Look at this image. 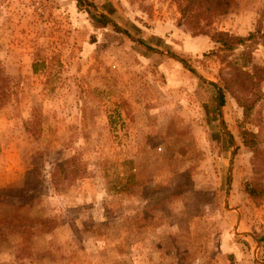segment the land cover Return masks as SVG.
I'll return each instance as SVG.
<instances>
[{
	"label": "rangeland",
	"instance_id": "374dc122",
	"mask_svg": "<svg viewBox=\"0 0 264 264\" xmlns=\"http://www.w3.org/2000/svg\"><path fill=\"white\" fill-rule=\"evenodd\" d=\"M212 27L264 30V0H232ZM248 47L264 65V43L221 50L175 0H0V264L263 258L239 125L264 181V81L221 80Z\"/></svg>",
	"mask_w": 264,
	"mask_h": 264
},
{
	"label": "trees",
	"instance_id": "16d2710c",
	"mask_svg": "<svg viewBox=\"0 0 264 264\" xmlns=\"http://www.w3.org/2000/svg\"><path fill=\"white\" fill-rule=\"evenodd\" d=\"M232 0H175L179 11L185 22L192 29L194 35L202 34L219 45L221 50L233 51L238 45L246 42L264 43V30L258 27L246 35H237L225 30H217L212 27L214 20L227 13ZM251 49L248 47L241 52L240 56L234 60L225 62V72L221 75L223 88L232 91L233 88L240 91H253L260 87L264 81V65L251 63ZM185 66H188L184 63ZM190 68V67H189ZM192 70V69H191ZM223 88H218L219 100L223 97ZM240 101V99H239ZM245 116H247L252 105L242 103ZM260 128V125H258ZM239 135L243 144L252 151V167L254 178L247 184L249 198L255 203L260 204L264 201V181L259 176L263 172V164L259 156L257 137L258 134L243 128L239 125ZM50 219H43L42 222ZM51 221V220H50ZM48 223V222H47ZM33 231H31L32 233Z\"/></svg>",
	"mask_w": 264,
	"mask_h": 264
},
{
	"label": "crops",
	"instance_id": "0c3cea01",
	"mask_svg": "<svg viewBox=\"0 0 264 264\" xmlns=\"http://www.w3.org/2000/svg\"><path fill=\"white\" fill-rule=\"evenodd\" d=\"M245 261L246 259L244 260L243 264H252L250 261H246V262ZM253 264H264V257L263 258L256 257L255 262Z\"/></svg>",
	"mask_w": 264,
	"mask_h": 264
}]
</instances>
